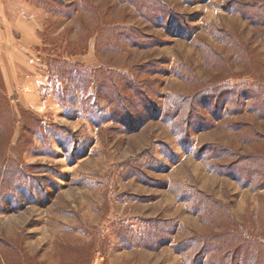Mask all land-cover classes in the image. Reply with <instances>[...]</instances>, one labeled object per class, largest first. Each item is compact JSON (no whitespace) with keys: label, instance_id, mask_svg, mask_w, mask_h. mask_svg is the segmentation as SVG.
Masks as SVG:
<instances>
[{"label":"rangeland","instance_id":"rangeland-1","mask_svg":"<svg viewBox=\"0 0 264 264\" xmlns=\"http://www.w3.org/2000/svg\"><path fill=\"white\" fill-rule=\"evenodd\" d=\"M2 1L0 264H264V0Z\"/></svg>","mask_w":264,"mask_h":264},{"label":"trees","instance_id":"trees-1","mask_svg":"<svg viewBox=\"0 0 264 264\" xmlns=\"http://www.w3.org/2000/svg\"><path fill=\"white\" fill-rule=\"evenodd\" d=\"M62 65H63L64 67H65V65H66V70H67V71H64L63 69L60 70L59 66H62ZM57 68H58V69H57L58 72H64V73H69V74L73 73V70H74V69H73L74 66H73V65H70V64H67V63L60 64V65L57 66ZM75 72H76V70H75ZM88 75L91 76V73L88 74ZM88 75H87L86 73H82V74L79 75V77H77L78 80H81V82H80L81 86H79V87H81V89H79L80 92L83 91V87H84L83 85H84V82H87V81L89 80V76H88ZM74 76L76 77L77 75H74ZM83 77H84V78H83ZM81 78H82V79H81ZM76 90H77V89H76ZM110 103H112V102H110ZM116 107H117V105H116ZM220 166H221V165H220ZM220 166H219V167H220ZM221 167H222L223 169L225 168L224 165H222ZM228 168H229V167H228ZM235 178H236L238 181H240L239 176H236Z\"/></svg>","mask_w":264,"mask_h":264},{"label":"crops","instance_id":"crops-1","mask_svg":"<svg viewBox=\"0 0 264 264\" xmlns=\"http://www.w3.org/2000/svg\"><path fill=\"white\" fill-rule=\"evenodd\" d=\"M1 3H3V1L2 0H0V4ZM5 3V2H4ZM1 10V9H0ZM5 13V12H4ZM8 19H10V18H8ZM10 21H11V19H10ZM1 32V31H0ZM30 33H31V31H29Z\"/></svg>","mask_w":264,"mask_h":264}]
</instances>
